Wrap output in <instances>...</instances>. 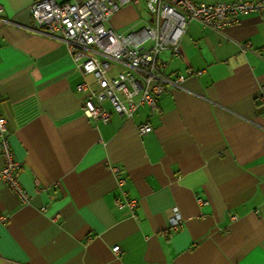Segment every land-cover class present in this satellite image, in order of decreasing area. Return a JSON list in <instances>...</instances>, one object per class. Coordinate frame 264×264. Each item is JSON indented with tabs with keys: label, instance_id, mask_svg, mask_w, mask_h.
I'll list each match as a JSON object with an SVG mask.
<instances>
[{
	"label": "crops",
	"instance_id": "1",
	"mask_svg": "<svg viewBox=\"0 0 264 264\" xmlns=\"http://www.w3.org/2000/svg\"><path fill=\"white\" fill-rule=\"evenodd\" d=\"M33 2L0 0V116L32 197L0 182V264H264V16L223 30L189 22L180 54H161L182 87L131 117L106 100L104 122L84 113L78 84L105 83L36 31ZM138 5L108 25L134 26ZM122 191L133 210L118 207Z\"/></svg>",
	"mask_w": 264,
	"mask_h": 264
},
{
	"label": "built area",
	"instance_id": "2",
	"mask_svg": "<svg viewBox=\"0 0 264 264\" xmlns=\"http://www.w3.org/2000/svg\"><path fill=\"white\" fill-rule=\"evenodd\" d=\"M150 18L142 26H132L119 32L109 26L112 16L128 4H140L141 0H34L30 6L36 22V31L66 43L68 51L78 67L105 83L104 88L95 89L86 82L78 84L89 100L84 113L97 120L107 122L110 112L102 103L108 100L114 110L131 117L139 106L147 105L155 110L158 97L167 86L182 87L184 76L175 79L163 73L167 62L161 57L165 51L180 54L181 42L191 21L204 27L223 30L234 24L245 14L258 13L264 16V0H236L232 2H195L193 0H145ZM3 8L0 5V12ZM249 45L243 46L246 51ZM114 72V73H113ZM191 73V71H188ZM202 71H197L201 73ZM113 74V75H112ZM95 100L96 102H94ZM140 133L153 130L150 123L138 126ZM0 182L10 186L22 202L29 203L31 196L19 182L20 163L16 159L8 138L7 119L0 116ZM119 173L117 166L111 167ZM119 185L126 182L119 179ZM204 202V200L199 199ZM118 207L133 210L137 200L127 198L122 191ZM6 216H0L5 223ZM182 214L174 207L170 223L179 227ZM113 250L120 252V246Z\"/></svg>",
	"mask_w": 264,
	"mask_h": 264
},
{
	"label": "rangeland",
	"instance_id": "3",
	"mask_svg": "<svg viewBox=\"0 0 264 264\" xmlns=\"http://www.w3.org/2000/svg\"><path fill=\"white\" fill-rule=\"evenodd\" d=\"M146 1L145 0H141V3L137 6L138 8V11H139V14L137 15L138 18H137V21L140 20V18L144 19L147 21V19L150 18V13L147 11V8H146ZM145 22L143 21H140V22H137V23H134L136 27H139V26H142ZM131 25H128L126 28H123L119 31H125L127 30L128 28H130ZM117 30V29H116Z\"/></svg>",
	"mask_w": 264,
	"mask_h": 264
}]
</instances>
